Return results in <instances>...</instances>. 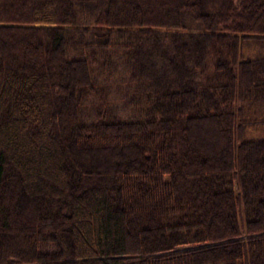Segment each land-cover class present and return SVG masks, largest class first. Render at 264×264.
<instances>
[{
  "label": "trees",
  "instance_id": "1",
  "mask_svg": "<svg viewBox=\"0 0 264 264\" xmlns=\"http://www.w3.org/2000/svg\"><path fill=\"white\" fill-rule=\"evenodd\" d=\"M0 264H264V0H0Z\"/></svg>",
  "mask_w": 264,
  "mask_h": 264
},
{
  "label": "rangeland",
  "instance_id": "2",
  "mask_svg": "<svg viewBox=\"0 0 264 264\" xmlns=\"http://www.w3.org/2000/svg\"><path fill=\"white\" fill-rule=\"evenodd\" d=\"M81 106L82 107L80 109H81L82 117L85 119H89L91 116L92 106L90 107V104H81ZM111 106L117 111L118 114H122L123 109H122V106L118 102H116L115 104H111ZM31 130L36 131L37 129H31ZM31 130L29 129V131H31ZM49 138L51 141H53L52 136L51 137L49 136ZM46 139H47V137H46ZM55 248H56V245H55L54 241H47V242L41 243L39 245L40 250H53Z\"/></svg>",
  "mask_w": 264,
  "mask_h": 264
}]
</instances>
